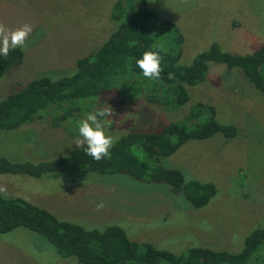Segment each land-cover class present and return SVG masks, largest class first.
I'll use <instances>...</instances> for the list:
<instances>
[{
  "label": "rangeland",
  "instance_id": "374dc122",
  "mask_svg": "<svg viewBox=\"0 0 264 264\" xmlns=\"http://www.w3.org/2000/svg\"><path fill=\"white\" fill-rule=\"evenodd\" d=\"M116 0H0V22L9 28L31 24L20 65L0 78V99L41 77L69 76L75 61L97 49L114 29L110 10ZM164 26L165 37L181 35L180 64L211 45L247 55L264 43V0H146ZM174 28V29H173ZM175 35V34H174ZM170 37V38H171ZM167 43L163 42L162 47ZM181 106L148 103L143 94L117 89L81 103L50 109L40 120L14 131L0 130V155L17 162L39 163L65 156L77 147L78 123L87 113L109 106L105 130L121 137L130 129L154 131L182 123L195 103L213 108L215 121L232 125L235 135L217 133L190 140L162 167L179 171L185 182L211 183L215 195L193 209L168 186L138 182L127 175L91 172L46 173L39 178L0 175V196L21 198L56 219L101 230L116 226L135 243H148L173 255L188 248L238 253L247 235L264 228V101L238 69L208 63L203 81L186 86ZM192 110V109H191ZM72 112V113H71ZM66 113V114H65ZM140 155V154H138ZM104 207L97 210V204ZM255 254L247 264L257 261ZM0 264H79L61 258L43 238L23 229L0 234Z\"/></svg>",
  "mask_w": 264,
  "mask_h": 264
},
{
  "label": "trees",
  "instance_id": "16d2710c",
  "mask_svg": "<svg viewBox=\"0 0 264 264\" xmlns=\"http://www.w3.org/2000/svg\"><path fill=\"white\" fill-rule=\"evenodd\" d=\"M109 17L114 29L97 49L75 61L71 75L56 80L45 77L30 80L17 92L0 99V130L14 131L40 120L50 109L94 99L113 89L119 93L126 88L132 94L144 93L148 103L175 108L188 101L186 86L203 81L208 63L222 64L227 70L238 69L264 101V43L247 55L226 53L211 45L183 66L180 64L183 38L176 31L173 37L161 33L164 26L170 25L156 17L146 0H116ZM163 42L166 47H162ZM154 47L163 49L160 53L163 71L158 80L144 77L136 64L145 51ZM22 59L21 48L10 50L7 58L0 56V78L20 65ZM168 73L173 74L172 79ZM191 109L182 123H168L154 131L130 129L116 140L110 158L97 161L86 155L83 148L39 163L12 161L0 155V175L39 178L46 173L68 171L122 174L138 182L166 185L171 194L182 195L193 209H200L215 195L214 185L185 182L179 171L163 168L161 159L171 156L190 140L208 139L217 133L224 138L233 137L235 128L218 124L210 106L195 103ZM18 228L40 236L59 257H73L79 264H247L257 253L260 254L253 264H264V228L247 235L242 249L235 254L194 247L173 255L148 243L131 242L119 227L86 229L60 221L21 198L0 196V234Z\"/></svg>",
  "mask_w": 264,
  "mask_h": 264
},
{
  "label": "clouds",
  "instance_id": "9594fccd",
  "mask_svg": "<svg viewBox=\"0 0 264 264\" xmlns=\"http://www.w3.org/2000/svg\"><path fill=\"white\" fill-rule=\"evenodd\" d=\"M33 32L31 24L25 23L16 28H9L0 22V56L8 57L9 51L17 48L27 50V41ZM163 49L145 51L142 58L136 60L137 66L142 70L143 76L150 80L161 78V61L163 57L160 53ZM168 78L172 79L173 74L168 73ZM113 114L109 106L98 108L94 112L87 113L85 118L78 123V138L74 145L77 148H83L85 154L99 161L105 157L110 158V149L115 144L117 137L108 134L105 130L107 118ZM6 188L0 187V192H5ZM97 210L104 207L103 202L97 204Z\"/></svg>",
  "mask_w": 264,
  "mask_h": 264
}]
</instances>
